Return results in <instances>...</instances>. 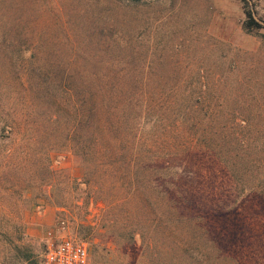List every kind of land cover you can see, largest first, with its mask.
<instances>
[{
    "label": "rangeland",
    "instance_id": "374dc122",
    "mask_svg": "<svg viewBox=\"0 0 264 264\" xmlns=\"http://www.w3.org/2000/svg\"><path fill=\"white\" fill-rule=\"evenodd\" d=\"M94 92L147 175L79 156ZM47 230L89 264H264V0H0V264Z\"/></svg>",
    "mask_w": 264,
    "mask_h": 264
},
{
    "label": "trees",
    "instance_id": "16d2710c",
    "mask_svg": "<svg viewBox=\"0 0 264 264\" xmlns=\"http://www.w3.org/2000/svg\"><path fill=\"white\" fill-rule=\"evenodd\" d=\"M248 14V20L245 23L246 28H252V27H262V25L257 22L249 12ZM103 91V90H102ZM94 96L92 98V109L90 112V129L89 132L85 135V138L87 140V144L84 145L83 137L76 139L75 142V148L76 150H82L79 156L85 161L87 166H91V170L93 171V174L97 175L101 174V170L98 168L99 165H103L102 162L106 161L109 164H115L116 161L121 160V163H124L125 160H128L127 162H133L135 165H137L138 168H140V173L142 176L147 175V172L149 171V165L151 158H147V155L145 154L146 150L150 151V154L152 152L153 155H156V152L154 153L151 149V146L148 143V140H144L145 144L142 149L138 150V146L135 142L134 149L127 150L126 151V140H125V146H120L119 137H117V141L115 142V134L112 132V129H110V125L112 126V123H110V114L108 113V116L103 112L102 108L99 105V102L102 103V100L99 101L100 92H94ZM103 95V93H102ZM101 95V96H102ZM152 135V134H151ZM150 137V136H148ZM121 138V137H120ZM122 139V138H121ZM135 139V137H134ZM140 145L143 144V140L139 139ZM113 141V143H111ZM115 142V143H114ZM86 147V149H85ZM84 150V151H83ZM86 150V151H85ZM78 152V151H77ZM149 160V161H148ZM161 171V169L157 170ZM135 173L138 174V172L135 171ZM93 177V179L95 178ZM162 174H157V178L155 180L154 185L152 186L154 191L157 195V201L156 205L159 207H163L162 202L166 204L165 206L171 207L172 203L170 199H168V193L164 190V188L158 183L161 179ZM139 178L136 179V182H138ZM133 195L136 197H139L140 191H132ZM131 193V196H132ZM177 204V203H175ZM175 204H173L175 206ZM167 206V207H168ZM132 231L139 232L140 229L135 227ZM133 235V234H132Z\"/></svg>",
    "mask_w": 264,
    "mask_h": 264
},
{
    "label": "built area",
    "instance_id": "2783aa9c",
    "mask_svg": "<svg viewBox=\"0 0 264 264\" xmlns=\"http://www.w3.org/2000/svg\"><path fill=\"white\" fill-rule=\"evenodd\" d=\"M42 245L38 264H89V252L81 240L66 234L56 235L54 230H47Z\"/></svg>",
    "mask_w": 264,
    "mask_h": 264
}]
</instances>
